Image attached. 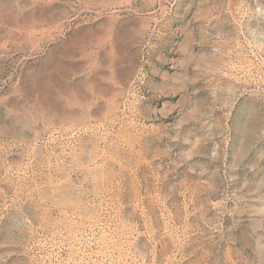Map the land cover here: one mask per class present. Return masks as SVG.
I'll return each mask as SVG.
<instances>
[{
  "label": "rangeland",
  "instance_id": "374dc122",
  "mask_svg": "<svg viewBox=\"0 0 264 264\" xmlns=\"http://www.w3.org/2000/svg\"><path fill=\"white\" fill-rule=\"evenodd\" d=\"M0 264H264V0H0Z\"/></svg>",
  "mask_w": 264,
  "mask_h": 264
}]
</instances>
